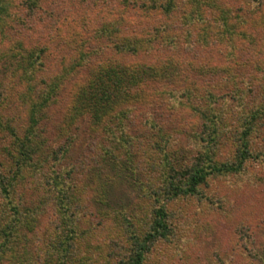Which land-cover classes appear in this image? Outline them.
<instances>
[{
    "label": "rangeland",
    "instance_id": "374dc122",
    "mask_svg": "<svg viewBox=\"0 0 264 264\" xmlns=\"http://www.w3.org/2000/svg\"><path fill=\"white\" fill-rule=\"evenodd\" d=\"M175 2L177 8L171 18H155L148 14L151 16L148 20L139 14L138 7H127L121 13V5L110 2L113 11L123 15L120 26L123 27L124 16L129 21L125 22L130 23L124 26L125 32L142 36L151 34L154 38V47L150 51H142L137 56L123 55V63L127 60L154 64L179 57L184 59L183 63L195 59L196 70L199 67L207 70L213 62L212 57L216 62L220 59L223 41L215 39L216 34L211 32L213 38L207 47L187 42L186 37L184 42L177 41L181 42L180 46L172 43L176 28L191 24L183 23L181 9L186 0ZM223 2L231 6L233 13L240 7H251L256 11L264 9V0ZM20 5L14 7L9 25L0 29V48L18 47L19 44L23 50L32 51L33 56L37 54L36 50L43 48L40 60L48 71L58 70L70 57L73 64L76 48L85 46L84 41L88 42L102 19L97 12L98 6L91 0H41L34 11ZM262 24L253 23L248 27L258 28L253 29V34L259 37ZM248 44L237 51L235 60L229 62L236 72L242 71L244 77L253 69V62L260 58L256 48H250L254 44ZM241 65L244 68H240ZM86 69L73 73L71 83L62 87L47 111L42 131L53 148L62 146L58 153L61 160H47L36 178L15 192V201L37 209L34 231L26 232L23 228L21 234L15 235L16 246L9 247L14 243L7 245L0 264H61L54 245L63 231L58 226L54 206L46 204L54 201L56 180L62 188L65 185L69 191L77 190V201L85 217L79 232L81 240L87 238L84 244L80 243L78 253L85 254L95 264H116L120 259L118 253H124L128 245L124 242V233L122 235L113 224L119 217L115 214L124 209H135L136 212L138 206L141 209L145 203L149 206L151 200L141 196L142 187L161 179V164L154 163L158 156L156 151L151 163L140 158L150 137H163L160 142L164 143L165 149L161 151L167 153L170 162L183 160L186 163L205 149L217 161L225 160L234 152L235 136L241 132L237 127V115L244 111L241 105H251L245 91L247 87L242 86L235 94L238 101L228 95L230 119L226 114L214 145L208 137L200 141L205 133L203 138L192 136L188 125L194 121V115L176 110V99L161 93L162 86L158 84L142 85L136 94L139 100L127 106L125 116L120 113L124 105H119L115 112L103 118L102 127H96L95 119L89 113H79L73 107L75 83L86 74ZM159 127L162 129L158 130ZM249 139L251 152L259 156L246 162L240 178L238 174L213 176L200 186L198 194L182 195L165 203L170 235L155 242L146 264H264V117L257 120ZM101 186L107 191L106 199L97 194L96 188ZM2 203L0 197L1 209ZM132 205L136 207L131 208ZM2 215L4 212H0V222L6 221ZM3 237L0 233V242ZM108 252L111 256L104 257Z\"/></svg>",
    "mask_w": 264,
    "mask_h": 264
},
{
    "label": "trees",
    "instance_id": "16d2710c",
    "mask_svg": "<svg viewBox=\"0 0 264 264\" xmlns=\"http://www.w3.org/2000/svg\"><path fill=\"white\" fill-rule=\"evenodd\" d=\"M40 1L19 0L16 3L15 0H0V29L9 25L16 5L19 7L23 4L29 11H34ZM111 1L121 5V13L127 7H138L139 14L147 20L151 16L171 18L177 8L175 0H91L98 6L99 16H102L100 24L94 28L88 42L84 41L85 46L76 48L74 63L70 57L54 71L44 68L40 60L44 54L43 48L36 50L35 56L32 51L23 50L19 44L18 47L7 45L0 48V197L4 204L0 212H4L2 216L6 218V221L0 222V233L5 236L3 242H0V259L7 245L14 243L9 247L16 246L15 235L21 234L23 228L26 232L34 231L37 209L15 201V192L19 187L32 182L47 160H61L58 153L62 146L52 147L43 134L42 124L62 87L71 83L73 73L83 71L84 68H88L86 74L75 83L73 107L79 113H89L95 119L96 127H102L103 118L115 112L119 105H124L120 113L125 116L127 106L139 100L136 94L142 85L158 84L162 86L161 93L176 99V110L181 114L191 112L194 115V121L188 125L192 136L203 138L205 133L200 141L208 137L214 144L219 138L218 131L225 122L226 114L230 119L229 96L238 101L235 94L245 86L251 101L250 106L245 102L246 106L241 105L244 111L236 118L241 132L235 136L236 146L232 156L225 160H215L205 149L186 163L183 160L170 162L167 153L161 151L165 149L164 143L160 142L163 137L149 138L140 158L151 163L156 151L158 156L154 163L161 164V179L142 187L141 196L151 200L149 206L145 203L141 209L138 206L136 212L135 209H124L115 214L119 217L113 224L122 235L124 233L123 239L128 245L124 253H118L120 259L116 264H146L155 242L169 237L165 207L167 201L182 195L198 194L200 186L213 176L238 174L240 178L246 162L259 156L251 152L249 138L255 131L257 120L264 117V9L256 11L251 7H240L233 13L231 6L225 5L223 0H186L181 9L185 19L183 23L191 24L176 28L172 43L180 46L181 42L177 41L184 42L186 37L187 42L207 47L213 38L212 33L216 34L215 39L223 41L224 47L217 62L212 57L214 63L210 61L209 69L199 67L197 71L194 67L195 59L184 64V59L179 57H170L166 62L154 64L127 60L123 63V55L137 56L142 51H150L154 47V38L151 34L142 36L125 32L124 26L130 23H125L129 21L124 16L123 27L120 26L123 15L113 11ZM253 23L262 24L259 37L253 34V29L258 28L248 27ZM249 42L254 44L250 48H256L260 58L253 62V69L244 77L242 71L236 72L237 69L229 62L235 60L237 51L248 46ZM240 68H244L243 65ZM234 73L242 76L237 77ZM70 95L72 97V90ZM70 107L72 109V101ZM160 134L163 136V133ZM63 188L56 180L54 201L46 203L50 207L54 206L58 213V226L63 231L54 245L61 264H72V261L74 264H95V261L77 251L80 243L84 244L87 239L81 240L79 232L82 218L85 217L77 201V190L72 188L69 191L65 185ZM96 191L98 196L105 197L107 194L104 186L97 187ZM141 212L144 214L142 217ZM110 256L109 252L104 254V257Z\"/></svg>",
    "mask_w": 264,
    "mask_h": 264
}]
</instances>
